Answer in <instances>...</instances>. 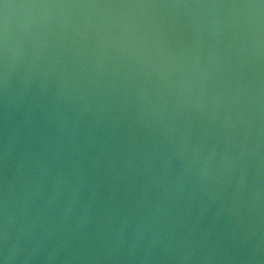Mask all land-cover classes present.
<instances>
[{
  "label": "water",
  "instance_id": "95a60500",
  "mask_svg": "<svg viewBox=\"0 0 264 264\" xmlns=\"http://www.w3.org/2000/svg\"><path fill=\"white\" fill-rule=\"evenodd\" d=\"M0 264H264V0H0Z\"/></svg>",
  "mask_w": 264,
  "mask_h": 264
}]
</instances>
